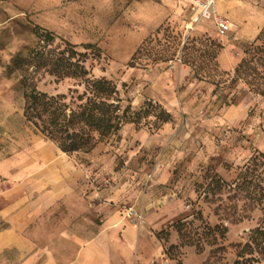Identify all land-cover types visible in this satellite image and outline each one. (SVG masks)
Returning a JSON list of instances; mask_svg holds the SVG:
<instances>
[{
    "label": "rangeland",
    "instance_id": "rangeland-1",
    "mask_svg": "<svg viewBox=\"0 0 264 264\" xmlns=\"http://www.w3.org/2000/svg\"><path fill=\"white\" fill-rule=\"evenodd\" d=\"M190 4L0 0V118L11 105L13 133L33 131L22 117L25 81L48 95L82 93L79 80L11 62L72 47L89 79L116 86L126 123L89 154L68 156L92 173L108 166L91 183L123 175L128 191L156 204L150 226L163 264H234L264 218V97L232 83L245 50L264 35V2L219 1L232 23L224 36L212 22H193ZM5 261L18 264L9 254Z\"/></svg>",
    "mask_w": 264,
    "mask_h": 264
},
{
    "label": "crops",
    "instance_id": "crops-1",
    "mask_svg": "<svg viewBox=\"0 0 264 264\" xmlns=\"http://www.w3.org/2000/svg\"><path fill=\"white\" fill-rule=\"evenodd\" d=\"M247 29L251 24L238 28L237 37L243 40ZM4 112L0 264H6V254L18 264H163L161 243L150 226L156 204H146L145 193L128 191L123 175L112 178L110 188L97 190L101 182L94 184L89 178L102 175L107 165L92 173L27 126L19 135L13 133L12 106H5ZM130 207L144 214L140 229L123 217Z\"/></svg>",
    "mask_w": 264,
    "mask_h": 264
},
{
    "label": "trees",
    "instance_id": "trees-1",
    "mask_svg": "<svg viewBox=\"0 0 264 264\" xmlns=\"http://www.w3.org/2000/svg\"><path fill=\"white\" fill-rule=\"evenodd\" d=\"M40 37L44 43L52 41L48 33ZM31 53L30 59L17 55L11 62L20 69L32 68L33 72L45 68L58 81L76 79L78 86L84 87L82 93L74 90L68 95L53 96L38 91L32 84L26 85L25 81L28 89L23 94V118L34 134L70 156L89 154L97 144L120 131L126 123V112L120 114V100L112 82L104 78L89 79L72 47L68 51L42 48ZM211 53V59L215 60L214 50ZM244 55L234 71L232 83L249 84L255 95L264 97V35L251 43ZM234 264H264V218L251 231Z\"/></svg>",
    "mask_w": 264,
    "mask_h": 264
},
{
    "label": "built area",
    "instance_id": "built-area-1",
    "mask_svg": "<svg viewBox=\"0 0 264 264\" xmlns=\"http://www.w3.org/2000/svg\"><path fill=\"white\" fill-rule=\"evenodd\" d=\"M262 1V0H255ZM218 0H191V11L193 12V22H212L219 35L224 36L232 29V24L220 15L217 9ZM112 178H104L97 190L108 189L113 185ZM124 219L134 228L140 229L143 226V215L134 207L124 210Z\"/></svg>",
    "mask_w": 264,
    "mask_h": 264
}]
</instances>
